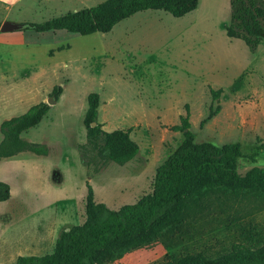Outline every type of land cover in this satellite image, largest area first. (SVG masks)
<instances>
[{
  "label": "rangeland",
  "instance_id": "obj_1",
  "mask_svg": "<svg viewBox=\"0 0 264 264\" xmlns=\"http://www.w3.org/2000/svg\"><path fill=\"white\" fill-rule=\"evenodd\" d=\"M100 1H86L85 5L92 7ZM40 2L37 7L28 0L7 1L0 6V23H42L82 3L48 0L45 6ZM149 13L161 12H139L107 34L45 32L37 34L43 40L38 45H0L4 81L0 97L6 102L0 109V123L24 112L10 104L16 94L31 93V100L41 96L46 103L52 88L61 86L67 76L62 97L49 105L48 123L40 122L24 137L45 145L49 155L23 153L0 158V182L9 189L8 200L0 202V264H13L19 256L51 253L55 233L83 222L85 174L91 178L95 201L111 210L149 194L155 169L181 142V133L170 128L179 124L185 105L194 143L218 147L239 144L236 170L240 175L251 167L264 168V42L250 52L242 41L227 38L224 27L229 12L225 3L211 14L212 23L196 28L168 15L173 19L171 24L146 18L133 23ZM129 26L128 53L150 57L148 51L162 55L161 51L169 47L171 53L165 57L174 62L169 66L166 62L164 67L149 58L125 72L121 62L114 61L121 55L103 62L112 47L109 37ZM168 33L175 37L172 47ZM9 35L20 39L21 32ZM61 45H68V49L57 47ZM209 90H220L215 100ZM89 93L99 96L98 116L104 131L129 130L137 144L138 155L127 164L107 162L91 146L78 147L77 151V144L84 142L82 115ZM216 108L206 119L209 109ZM2 140L0 134V144ZM60 201L63 210L51 208ZM238 243H264V195L212 191L193 199L179 224L157 241L111 264H157L165 258L192 255L213 258Z\"/></svg>",
  "mask_w": 264,
  "mask_h": 264
},
{
  "label": "trees",
  "instance_id": "obj_2",
  "mask_svg": "<svg viewBox=\"0 0 264 264\" xmlns=\"http://www.w3.org/2000/svg\"><path fill=\"white\" fill-rule=\"evenodd\" d=\"M198 0H104L92 7L48 19L42 23L22 22L24 43H37V34L64 31L78 36L94 33L106 34L120 21L145 10H160L174 18H180L196 8ZM225 36L243 42L253 52L260 41L264 42V0H229V21L224 27ZM34 35V36H33ZM215 100L220 90H209ZM60 86H54L50 97L57 100ZM99 96L89 93L86 111L82 119L85 143L79 150L92 147L107 162L122 166L132 160L139 151L129 137V130L104 132L96 123ZM209 109L206 119L216 112ZM48 106L40 102L30 106L25 113L0 123V158L20 152L45 155L42 145L28 143L19 135L36 126L46 115ZM172 131L180 132L178 146L155 169L149 194L133 204L116 210L93 201V193L86 182L84 220L79 225L61 230L51 253L43 256H19L14 264H111L125 254L148 246L163 233L179 224L183 212L195 198L212 191L264 195V168L251 167L242 175L236 170L240 157L237 143L214 146L210 143H194L189 131L188 108ZM94 122L93 127L90 124ZM9 198V189L0 182V202ZM157 264H264V243L260 245H231L228 252L213 258L198 255L177 260L163 259Z\"/></svg>",
  "mask_w": 264,
  "mask_h": 264
},
{
  "label": "crops",
  "instance_id": "obj_3",
  "mask_svg": "<svg viewBox=\"0 0 264 264\" xmlns=\"http://www.w3.org/2000/svg\"><path fill=\"white\" fill-rule=\"evenodd\" d=\"M7 1H13L14 3H17L19 0H0V6L2 7L4 4H6L7 3ZM28 1H30V2H32V3H36L35 5L38 7L39 6V2L41 1V0H28ZM34 1V2H33ZM48 0H44V2H40L41 4L43 3L44 5H45V2H47ZM70 1H72V2H78V0H70ZM82 3H80L79 2V6H78V8H72V10L71 11H68V12H74V11H76V10H79V9H81V8H87V7H89V5H85V3H86V1H88V2H90L91 0H80ZM104 0H101L100 2H103ZM100 2H98V3H100ZM97 3V4H98ZM226 4V7L228 8V12H229V0H198V2H197V5H196V8L193 10V11H191V12H189V13H187V14H185L184 16H182V17H180V18H177L176 20H178V21H186V22H188L189 24H191L192 25V27L193 28H196V26H199V25H201V24H207V23H212V18H211V14L212 13H215V11H216V8H217V6L219 5V4ZM44 5H43V7L41 8V10H44ZM46 6V5H45ZM95 6V5H94ZM145 11H148V10H145ZM149 11H160V10H149ZM140 12H144V11H140ZM161 13H157V14H155V13H149V14H146V15H143V16H140L139 18H136V20L133 22V23H138L139 21H141L142 20V18H146V19H149V20H153V21H156V22H160V23H168V24H171V22H169V21H172L173 19H170V17H168V16H171V15H169L168 13H166V12H163V11H160ZM66 13V12H65ZM64 13V14H65ZM137 13H139V12H137ZM137 13H135V14H137ZM135 14H133V15H135ZM63 15V14H62ZM132 15V16H133ZM168 15V16H167ZM61 16V15H60ZM131 17V16H130ZM130 17H128V18H130ZM128 18H126V19H128ZM171 18H174V17H172L171 16ZM126 19H124V20H126ZM124 20H122V21H124ZM228 21H229V19H228ZM3 22H5V21H3ZM3 22H1V23H3ZM6 22H10V23H15V22H12V21H6ZM121 22V21H120ZM0 23V24H1ZM118 24V23H117ZM116 24V25H117ZM228 24V23H227ZM115 25V26H116ZM112 30V29H111ZM110 30V31H111ZM203 30V29H202ZM20 31V30H19ZM12 32H17V31H12ZM21 32V31H20ZM11 32H6V33H1L0 32V45H9V46H16V47H18V46H21V47H23V46H31V45H38V44H41V43H43V40L39 37V36H37V39H38V41L39 42H37V43H30V44H25L24 43V35H23V33L21 32V37H20V39H18V38H16V37H11L9 34H10ZM109 33V32H108ZM132 33V30L130 29V26L129 27H125L124 28V30L122 31V32H120V34H117V32L115 33V35H113V36H111V37H109V45L111 46L112 45V47H109V49H108V54H109V57H108V60H104L103 62H105V63H108L109 61H113L114 59L113 58H115V56L117 57V55H121V58H118L117 60H114L115 61V63L116 62H121V65H120V67H121V69L123 70V72H125L126 70H132V68H133V65L136 63V64H140V65H142L144 62H146L149 58V60L150 61H158V62H160V63H166L167 62V64H168V66H169V64H171L172 62H174L173 60H168L165 56H167V55H170V53H171V50L169 49V47H165V49H163L161 52H163L162 53V55H160V54H156V55H154V51H148V55H150V57H147V56H145V57H143V56H141L140 54H138L137 52H135V51H131V52H129L128 53V51L127 50H129V49H127V46L129 45L130 46V43H129V36H130V34ZM100 34V33H99ZM107 34V33H106ZM167 38H168V42L170 43V46L172 47V43H171V41H173V40H175L174 38H172L173 37V35L171 34V33H168L167 34V36H166ZM188 37H190L191 38V33H189V35H188ZM259 45V44H258ZM52 46V45H51ZM55 45H53L52 47H54ZM51 47V48H52ZM56 47V46H55ZM57 47H62L61 49H68V45H65V46H63V45H61V46H57ZM257 48V47H256ZM54 52V51H53ZM52 52V53H53ZM123 54H127V55H123ZM122 56H124V57H128L129 56V58L128 59H124V58H122ZM123 59V60H122ZM94 62V61H93ZM102 61H99V63H101ZM95 63V62H94ZM166 65L164 64V67H165ZM125 68V69H124ZM122 72V73H123ZM2 77H3V72H1V75H0V87H3L4 86V81H3V79H2ZM65 78H66V80H65V82H63V83H61L60 85L62 86H60L61 87V93H60V95L58 96V98H57V100L55 101V103L62 97V95H63V88H64V86H65V83H67V76H64ZM59 83V82H58ZM59 86V85H58ZM53 87V85L52 86H50L49 87V89H47V90H50L51 88ZM46 90V91H47ZM41 94L43 95L44 94V92H41ZM31 93H28L27 95H18V94H16L15 95V97H13L12 98V100L10 101L11 103L10 104H12L13 106H16V107H20V111L19 112H21V111H24L23 113H25L26 112V110L30 107V105H31V103H35V104H38V103H40V102H43V100L42 99H40L41 98V96L39 97V99L38 100H31L30 98H31ZM87 97V96H86ZM40 100V101H39ZM44 103V102H43ZM54 103V104H55ZM5 104H6V102H5V100H2L1 99V97H0V109L3 107V106H5ZM35 104H33V105H35ZM54 104H52V105H54ZM27 105H29L28 106V108H26L27 107ZM99 105V104H98ZM49 105H48V110H49ZM86 108H87V105H86ZM18 110H19V108H18ZM85 111H86V109H85ZM48 112V111H47ZM22 113V114H23ZM47 114V113H46ZM84 114H85V112L83 113V115H82V119H83V117H84ZM46 119H47V117H46V115L40 120V122H43V121H46ZM39 122V123H40ZM38 123V124H39ZM46 123H48L47 121H46ZM96 123H98V124H100V126H101V130L102 131H104L105 130V128H104V125H101V122H100V120H99V116H98V107H97V115H96ZM37 124V125H38ZM103 124V123H102ZM36 125V126H37ZM36 126H34V127H32V128H35ZM32 128H30V129H32ZM30 129H28V130H30ZM28 130H26V131H24V132H22L20 135H19V137H20V139H22L23 141H25V142H28V143H33V144H38V145H42V146H44V148L46 149V156L47 155H49V150L46 148V146L45 145H43V144H39L37 141H35V139H33L34 141H32L30 138H24L26 135H27V133H28ZM80 129H78V131H79ZM82 130L84 131V127H83V125H82ZM116 130V129H115ZM119 130H122V129H119ZM105 132V131H104ZM130 137V136H129ZM29 139V140H28ZM131 139V138H130ZM132 140V139H131ZM79 141V140H78ZM77 141V142H78ZM133 141V140H132ZM134 142V141H133ZM85 143V131H84V142L83 143H78L77 145V151H78V147H80L81 145H83ZM139 152V151H138ZM23 153H29V154H32V153H30V152H20V153H17V154H15V155H13V156H10V157H7V158H11V157H15L16 155H19V154H23ZM32 155H35V154H32ZM45 155H35V156H45ZM138 155V154H137ZM136 155V156H137ZM136 156L133 158V159H135L136 158ZM2 159H5V158H2ZM132 159V160H133ZM132 160H130V161H132ZM129 161V162H130ZM127 164V163H126ZM125 165V164H124ZM85 167V166H84ZM85 181L87 182V181H89L90 183H88V184H92L91 183V178H89V177H87L86 176V174H85ZM85 182V183H86ZM93 188V187H92ZM93 191H95L94 189H93ZM93 191H92V193H93ZM85 196H86V187H85V194H84V196H82L81 197V200H83V216H84V200H85ZM64 201H66V202H69V201H71V200H64ZM93 201L95 202V203H98V202H96L95 201V192H94V198H93ZM63 201H60L59 202V204H53V206L51 207V208H54V207H56V206H59L58 207V209L59 210H63L62 208V206H61V203H62ZM104 204V203H103ZM68 204H65V206H67ZM105 205V204H104ZM106 206V205H105ZM107 207V206H106ZM107 208H109V207H107ZM118 209V208H117ZM37 214H40V212H37ZM79 225V224H78ZM73 226V225H72ZM70 227V226H69ZM64 230L65 229H67V227H65V228H63ZM63 229H61V230H63ZM60 230V231H61ZM46 231H48V230H46ZM59 231V232H60ZM59 232H57V233H55L54 234V239H53V246H54V242H55V240H56V238H57V236H58V234H59ZM13 264H14V262H13Z\"/></svg>",
  "mask_w": 264,
  "mask_h": 264
},
{
  "label": "water",
  "instance_id": "obj_4",
  "mask_svg": "<svg viewBox=\"0 0 264 264\" xmlns=\"http://www.w3.org/2000/svg\"><path fill=\"white\" fill-rule=\"evenodd\" d=\"M21 30V26L19 24H16V23H10V22H3L0 24V32L1 33H6V32H12V31H19ZM55 103V100L52 99L51 97H49L47 100H46V105H51V104H54ZM95 125L94 122H92L90 124L91 127H93ZM67 229H65L66 231Z\"/></svg>",
  "mask_w": 264,
  "mask_h": 264
}]
</instances>
